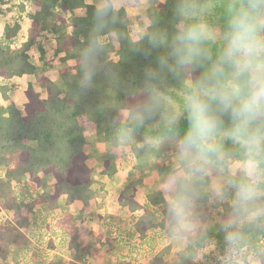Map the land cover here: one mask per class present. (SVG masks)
<instances>
[{"label":"trees","instance_id":"trees-1","mask_svg":"<svg viewBox=\"0 0 264 264\" xmlns=\"http://www.w3.org/2000/svg\"><path fill=\"white\" fill-rule=\"evenodd\" d=\"M12 1L17 2L19 17L25 13L31 23L27 38L18 45L13 41L20 28L16 20L13 24L8 22L5 25L4 34L0 37V95L4 101L0 104V213L7 214L6 223L0 224V263L8 259L12 246L21 245L24 240L22 233L29 224L28 216L34 212L40 217V205L56 213L58 197L65 195V204L70 212L75 210V206L84 210L90 207L89 201L97 198L101 192L103 183L92 178V167L87 164V160H94L87 152V131L95 134L93 141L103 150L100 175L108 179L114 177L117 172L114 159L123 145L116 136V129L123 119V110L140 95L143 69L154 60L156 54L145 55L148 45L131 35L125 24L126 11L119 7L108 26L99 33L104 43L97 56L96 75L92 86L82 90L79 87L80 53L93 35L96 6L85 0H0V14L8 13L2 5ZM27 2L32 3L34 9L29 8ZM174 3L175 0H164L147 8L148 25L170 27ZM81 8L86 10L85 14H76L75 10ZM219 11L217 9V13ZM44 32L53 38L55 54L60 60L73 61L74 64L60 70L64 90L53 81L41 77L38 81L45 91V97H41L28 83L25 89L27 100L21 110L8 96V91L13 87L10 82L14 77L34 71L35 66L28 50L37 44L43 53L44 48L37 39L40 36L44 38ZM168 85L177 86L171 80ZM145 133L146 129L137 132V143L142 142ZM137 143L128 145L129 157L137 170L150 166L155 160L167 159L174 153L173 147L167 142L156 149L138 147ZM173 168L167 167V177L145 196L143 204L125 190H121L117 196L118 206L129 210L132 218H137L132 224L136 223L134 225L143 241L145 230L152 227L148 219L153 213L158 214V210L162 215L158 224L160 228H165L167 236L178 235L170 228L168 193L165 191ZM42 174H53L55 183L52 193L40 189ZM25 176L27 182L24 184L22 180ZM210 198V192L204 190L192 218H199L204 226L198 234L186 231L179 233L186 236L188 241L178 252L177 260L171 264H222L225 242L220 224L229 208L226 203L215 200L208 207ZM140 210L144 212L138 217ZM52 222L47 228H52ZM112 225L113 221L109 220L108 228L111 229ZM131 229L132 226L129 232L126 231L127 243L134 238ZM84 230V227H80L72 234L64 232L56 236L68 252H73L68 264H77L84 256H97L106 246L105 241L98 236V248H95L87 241ZM54 232H51L53 238ZM42 237H38L40 243ZM110 239L108 237L109 243ZM250 239L253 247L259 246L264 241V230L251 233ZM46 243L48 248L35 242L24 245L25 248L19 250V257L13 264H60L44 257L50 255V249H55L53 240ZM207 243L212 246L209 251L205 250ZM168 249L169 246H166L158 256H154L152 263H163V256ZM34 251L39 257L36 260L29 256ZM257 256L260 264H264V254L258 253ZM122 259L119 256L117 264H129L124 262L125 258Z\"/></svg>","mask_w":264,"mask_h":264},{"label":"clouds","instance_id":"clouds-1","mask_svg":"<svg viewBox=\"0 0 264 264\" xmlns=\"http://www.w3.org/2000/svg\"><path fill=\"white\" fill-rule=\"evenodd\" d=\"M119 7L116 0L96 4L94 32L80 53L82 90L96 75L99 33ZM172 13L170 27L137 29L135 39L148 45L145 55L156 54L116 136L131 145L146 129L138 147L169 143L175 152L165 184L171 230L193 226L207 190L229 208L220 224L222 264H251L264 254V241L253 247L250 239L264 230V0H175Z\"/></svg>","mask_w":264,"mask_h":264},{"label":"rangeland","instance_id":"rangeland-1","mask_svg":"<svg viewBox=\"0 0 264 264\" xmlns=\"http://www.w3.org/2000/svg\"><path fill=\"white\" fill-rule=\"evenodd\" d=\"M160 1L164 0H150L146 2V4L144 0L143 2L142 0H127V5L130 7L127 9L129 15L126 16L125 24L129 28V32L133 37H136L138 29L132 24V21H134L133 19H138L140 24L139 28H143L144 23L149 24V20L147 18V6H150V4L155 5ZM27 6L29 8L33 7L32 3L30 4L29 2H27ZM5 8H7L6 10H8V16L10 18L15 20L16 16H19L16 1L7 2V5L5 4ZM133 9H136L140 13L142 12L143 15L135 13ZM85 12L86 10L83 8L75 10V13L78 15H84ZM143 16L147 19L145 22L142 20ZM43 35L46 36L45 34ZM48 42H50L49 39H46L43 46L46 48L49 47ZM3 47L8 46L4 45ZM37 49H39L37 46L33 47V49L29 52L30 56L34 57L35 54L40 53V50L37 52ZM52 50L53 53L50 49L47 53L48 55L42 57H44L43 59L46 64L49 66L55 65L57 70L58 67L55 63L56 61L61 60L55 54V49L53 48ZM49 52L51 55H49ZM73 64V61H68V66ZM61 90H64L63 84H61ZM94 135L95 134L90 131L85 133V137L89 142V149L87 152L94 159L87 160L88 166L92 167L93 170L92 178L96 181L100 180L103 183L102 190L99 192L97 198L89 201V208L83 210L78 207L72 212L65 210L66 207L64 205V199L59 201V207L56 213L49 210L44 205H40L42 207L40 217H38L34 212L29 214L28 227L22 233V235L24 234L22 240H24L21 245L12 246L8 259L4 263L0 264H13L19 257V250L22 251L25 248L24 245L35 242L38 245L43 244V248H48L46 242L49 240L54 241L53 245L55 246V249H50L48 251L50 255L43 256L47 257V259H50L54 263L62 262V264H68L73 252H68L64 247L65 245L62 246L63 244L61 243V240L56 238V236L64 234V232L72 234L73 231H77L80 227H84L85 230L83 231V234L86 236L87 241L92 243L95 248H98V236H101L102 240L105 241L106 246L101 249L102 251L100 253L96 254L97 256H84L78 261V263L117 264V258L121 256V260L123 261L122 258H125L124 262H129V264H153L152 262L154 260V256H158V254L164 250L166 246H169V249L163 256V263L161 264H171L177 260L178 252L184 248L188 238L183 234L167 236L164 231L165 228H160L158 225L162 218V215L159 213L160 210H158V214L153 213V215L148 219L152 227L145 230V239L143 241L141 240L142 235H140V231H137L138 229L136 225H134L136 223L132 224V222H136L135 219L137 218H132L133 215H131L129 210L125 209L124 211L123 208L118 206L116 201L121 190H125L127 194L133 195L138 200L142 201L147 193L152 192L157 184L165 180L168 175L167 167H174L175 152L169 155L167 159L155 160L150 166L137 170L133 167L134 162L131 157H129V146L122 145L118 149L116 158L114 159V165L116 166L117 172L112 179H108L105 176L100 175V170L102 168L101 154L103 153V150L93 141ZM22 182L24 184L27 182V176L23 178ZM50 186L51 184L44 182L42 188L48 189ZM95 187L96 185L93 186V188ZM213 201L214 199L211 195L208 207L211 206ZM143 212L144 210L138 211L137 216H141ZM109 220L113 221V227L111 229L108 228ZM6 221L7 214L0 213V224H4ZM50 221H53L52 228H47ZM192 225L193 226L191 228L184 231L198 234L204 226L199 218L192 219ZM131 226V232L133 233L134 238L130 241V243H127L128 239L126 231L129 232ZM133 226L135 228H133ZM52 231H55V238L52 237ZM39 235L40 237L43 236V241H41V243L38 241ZM108 237L111 238L110 243L108 242ZM125 244H130L131 246L128 247ZM56 247H59V249ZM111 247L112 249H108ZM211 248L212 246L207 243L205 250L209 251ZM109 251L111 252L109 253ZM29 256L34 260L39 258L36 251L30 252ZM251 264H260L259 257L257 255L253 256Z\"/></svg>","mask_w":264,"mask_h":264},{"label":"crops","instance_id":"crops-1","mask_svg":"<svg viewBox=\"0 0 264 264\" xmlns=\"http://www.w3.org/2000/svg\"><path fill=\"white\" fill-rule=\"evenodd\" d=\"M86 2H91L93 3L94 5H96L98 3V0H85ZM141 1V0H140ZM150 0H144L145 4L146 2H148ZM116 2L120 5V7H123L126 11V16L129 15L128 13V10L129 9L128 7H130L129 5H127V0H116ZM143 2V0H142ZM161 2V1H160ZM159 3V2H158ZM154 4H150V6H153ZM156 5V4H155ZM3 8L5 7V5H2ZM150 6H147V8H149ZM135 11V13L137 14H142L143 13L137 11L136 9H133ZM25 13H22V16L19 17V16H16V22H18L20 24V28L18 30V33L17 35L13 38V41L16 43V45L20 44L22 41H24L26 38H27V30L30 26V19H28V16L25 14ZM137 19V18H136ZM134 21H132V24L134 25L135 28H139V20H135L133 19ZM142 20L145 22L147 19L146 17H142ZM14 19L10 18L8 16V13L5 15V14H0V37L4 34V31H5V25L8 24V22L10 24H13L14 22ZM134 22V23H133ZM145 25H148V23H144V26ZM43 34H45L47 37L43 38V36H40L38 37L37 39V42H41V46L44 48V51L43 53H41L39 51V49H37V52L39 51L40 53L38 54H35V56H30V60L32 62V64L35 66V69L32 73L30 74H26V75H23L21 77H14L13 79H11V85L13 86L12 89H10L8 91V96L11 98V100L16 104V106L19 108V109H23V106L26 102V95H25V89L28 85V83H31L34 87V90L36 92H38L40 94L41 97H45V91L44 89L41 87V84L39 83L38 81V78H41L43 77L44 79H49L51 81H53L60 89H61V84L62 83V80H61V76H60V70H62L63 68H65L66 66H68V62L66 61H56V65L58 67V69L56 70L55 68V65L54 66H49L48 64H46V62L44 61V57L42 56H47L48 54V51L51 49L52 53H53V48L55 49L56 48V45H55V42L53 40L52 37H50V35L46 32H44ZM46 39H49L50 42H48V46L49 47H45L43 46V43L45 42ZM48 41V40H47ZM38 48V45H34L33 47H36ZM33 47H31L29 50H28V53L33 49ZM50 53V52H49ZM51 55V53L49 54ZM67 63V64H66ZM60 64V65H59ZM66 64V65H65ZM2 80V77L0 76V82ZM4 101L0 95V104H3ZM93 174V172H92ZM100 181V180H98ZM44 182H47L48 184H51V186L46 189V188H42L43 185H44ZM54 183H55V178L53 176V174H42L41 175V184H40V189L46 191L47 193H52L53 190H54ZM158 185V184H157ZM156 185V186H157ZM148 194V193H147ZM146 194V195H147ZM145 195V196H146ZM145 196H144V199L142 201L138 200L136 197L135 199L140 203V204H143L144 203V200H145ZM61 199H64V205L66 207L65 210H70L68 206H66L65 204V200H66V196L65 195H60L58 197V207H59V201H61ZM77 209V206H75ZM119 208V207H118ZM125 211V209H124ZM132 215V213H131ZM111 251H109L110 253ZM71 260V259H70ZM69 260V261H70ZM67 263V262H66ZM62 264V262L60 263ZM77 264H81V263H78Z\"/></svg>","mask_w":264,"mask_h":264}]
</instances>
